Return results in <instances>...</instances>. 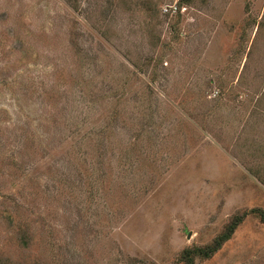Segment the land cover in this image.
Here are the masks:
<instances>
[{"label": "rangeland", "instance_id": "374dc122", "mask_svg": "<svg viewBox=\"0 0 264 264\" xmlns=\"http://www.w3.org/2000/svg\"><path fill=\"white\" fill-rule=\"evenodd\" d=\"M0 264H264V0H0Z\"/></svg>", "mask_w": 264, "mask_h": 264}, {"label": "trees", "instance_id": "16d2710c", "mask_svg": "<svg viewBox=\"0 0 264 264\" xmlns=\"http://www.w3.org/2000/svg\"><path fill=\"white\" fill-rule=\"evenodd\" d=\"M234 228L235 227L230 228L229 232L226 235H222L221 236L222 240H221V243L220 244H217L218 246H220L224 241H226L228 238L231 237L230 235L233 233ZM186 252H188V251H186ZM211 253H213V249L209 248V249L205 250V253L204 254L205 255H210Z\"/></svg>", "mask_w": 264, "mask_h": 264}, {"label": "built area", "instance_id": "2783aa9c", "mask_svg": "<svg viewBox=\"0 0 264 264\" xmlns=\"http://www.w3.org/2000/svg\"><path fill=\"white\" fill-rule=\"evenodd\" d=\"M171 10H175V11H177V10H178V7L175 6V7L167 8V9L165 10V12H169V11H171Z\"/></svg>", "mask_w": 264, "mask_h": 264}]
</instances>
